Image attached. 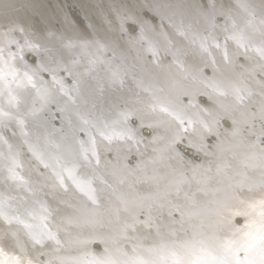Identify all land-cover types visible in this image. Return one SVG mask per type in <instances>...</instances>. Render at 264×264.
<instances>
[{
	"label": "water",
	"instance_id": "water-1",
	"mask_svg": "<svg viewBox=\"0 0 264 264\" xmlns=\"http://www.w3.org/2000/svg\"><path fill=\"white\" fill-rule=\"evenodd\" d=\"M210 3L0 0V194L26 190L5 223L23 241L37 232L24 242L32 252L7 254L12 264H36L51 241L62 264H124L131 245L158 241L157 223L183 205L180 244L210 227L209 241L234 250L249 223L259 227L260 178L244 197L246 176L197 173L199 157L227 147L216 142L217 115L238 97L248 118L264 106V0ZM19 23L28 30H11ZM260 134L251 137L264 147ZM189 168L191 182L175 175Z\"/></svg>",
	"mask_w": 264,
	"mask_h": 264
},
{
	"label": "bare ground",
	"instance_id": "bare-ground-1",
	"mask_svg": "<svg viewBox=\"0 0 264 264\" xmlns=\"http://www.w3.org/2000/svg\"><path fill=\"white\" fill-rule=\"evenodd\" d=\"M20 5H22V2L18 3L17 7H19ZM14 8L16 9V5L13 6V9ZM2 17L3 18H1L0 15V21L6 18L5 14L2 15ZM235 98H237V96H234L233 101L235 100ZM235 101L238 102L239 97ZM237 102L230 103V108L232 111L226 110L223 111V113L220 115H217V113L215 114L217 115L215 120L222 123L220 129L215 128L216 131L220 133L216 139V142H218L217 145L219 143L220 145H222L225 142L227 144V147L224 148V146V149H222V151L220 150L215 153L213 151L211 154H209L210 157H199L201 159V163L203 161V166L200 171H198V173L197 171L191 172L190 168L189 170L180 169V172L177 171L175 173L176 176L182 177V180H184L186 183L191 182L192 178L194 177V173L199 174L197 175V177L201 176L203 180L215 179L212 182L227 180L230 177H236L235 179L241 178L237 177V175L246 176L248 182L245 185L247 186V188L244 187L245 192L240 194V196L244 197H247V195L252 193L250 190L255 191L258 186H261V184L259 183L258 185L250 184L251 182L253 183L256 178H260V180H262L261 183L264 184V147L260 146V144L257 142V139L251 137L253 133L261 135L260 133L264 131V106H257L256 110H254L253 116L248 118L247 114L245 113L243 103ZM240 117L241 124L239 123V120H236ZM256 118L259 119L257 120ZM238 124L240 127L238 126ZM247 125H249L248 128H246ZM242 128L244 129L242 130ZM2 129L4 130V128ZM190 152L192 153L193 151L190 150ZM11 187H13L16 191L15 193H13L11 198L8 194L4 195L5 192L2 193V195L0 194V246L7 250L6 254H0V264H12V259H9L8 257H10V255L7 254L10 253L11 250H21V248L26 249L27 244H24V242L27 241L26 238L33 237L34 234L36 236L37 233L35 232L29 234L28 229H23L24 227H21L24 232H27L29 234L27 237L25 236L26 238L23 241L20 238V230L16 231V233L11 232L9 226L6 225L7 223L5 222H7L9 219H13V213L10 209L12 208V206L14 207L16 204L15 202L19 201V198L23 197L26 193V190H20L19 187H17L18 189L15 188L16 186L14 184ZM24 188H26V186ZM238 189H240V187ZM259 189H262L263 192L260 194V196L257 197V199L261 201L260 205L262 206L264 205L262 204V200H264V187H260ZM259 189L257 190L259 191ZM244 193L246 195H244ZM182 201L183 200L180 199V202ZM186 202L187 201L184 200V204ZM193 206L196 215H199L204 209L201 204L199 207L197 204ZM186 207H188V205L177 206L176 209H173V211H177L176 216H174L176 217L175 219H170V215L160 219L155 229L157 233H160L161 236H159L158 241H156L154 244H150L148 246V244H146L142 240L141 242H139V239L135 242L134 246L132 244L131 247L125 252L126 262L124 264H165L166 260H168L169 257L173 258L174 256H176L175 258H178L177 264H226V262L227 264H234V261L232 260L233 248H229V246H226V242L220 243L219 246H216V240L209 241V234L211 232L210 227L202 230L198 228L199 226H197L196 228L199 229L197 232L198 238L195 239V241L193 240L192 242H182V244L177 242L179 236H177V233L174 232V225H176L178 222L180 223L184 219H187L188 216L186 215L188 213L184 211L186 210ZM101 210L102 206L92 208V213L94 214L91 215L92 218L89 221V225H92L93 223H96L98 221V217L100 215L98 213ZM182 213H184L185 216L184 214L182 215ZM199 216H201L202 218H204L203 220H205L204 212ZM18 223L19 226H22L20 222ZM215 226L217 228L227 227L224 223L221 222V220L218 224L216 223ZM77 233L76 235L78 236L79 234ZM37 240L39 242V239ZM54 242L55 241H53V243ZM53 243L51 241L48 244H43V248L39 247L38 252L42 254H39L38 259L36 258V256H34L36 264H62V262L59 261V258L57 259L53 256V251L50 249ZM217 243L219 242L217 241ZM54 244L56 246V249L58 248L56 250L57 252L61 246L59 244L57 245L56 243ZM96 245L97 246L95 247L99 248L100 244ZM27 250H29V252H32L30 251V248H27ZM34 254L35 253H32V255ZM58 254L62 256L64 254V249L59 250ZM100 255L104 256L103 250L100 251ZM21 257L25 258L24 256ZM30 261L31 260L28 259V262ZM77 263L80 264L81 262L77 259L75 260V264ZM119 263H121V261L116 264ZM100 264H105V261H102Z\"/></svg>",
	"mask_w": 264,
	"mask_h": 264
},
{
	"label": "snow or ice",
	"instance_id": "snow-or-ice-1",
	"mask_svg": "<svg viewBox=\"0 0 264 264\" xmlns=\"http://www.w3.org/2000/svg\"><path fill=\"white\" fill-rule=\"evenodd\" d=\"M202 3L206 9L211 7L210 0H202ZM11 30L26 32L28 27L23 23H19L14 24ZM32 63H36L35 58H33ZM134 123L135 121H133V124ZM69 172L71 173V170H69ZM262 204H264V200H262ZM258 223V228H256V222L247 225L249 229L254 230L245 233V235L241 237L239 245L232 250V260L234 264H264V213H261ZM241 253H243L242 258Z\"/></svg>",
	"mask_w": 264,
	"mask_h": 264
}]
</instances>
